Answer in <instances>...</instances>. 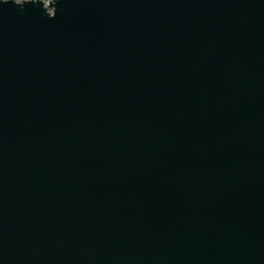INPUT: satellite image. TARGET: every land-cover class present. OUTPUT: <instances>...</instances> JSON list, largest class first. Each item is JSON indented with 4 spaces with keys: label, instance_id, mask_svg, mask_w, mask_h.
Instances as JSON below:
<instances>
[{
    "label": "water",
    "instance_id": "95a60500",
    "mask_svg": "<svg viewBox=\"0 0 264 264\" xmlns=\"http://www.w3.org/2000/svg\"><path fill=\"white\" fill-rule=\"evenodd\" d=\"M0 264H264V0H0Z\"/></svg>",
    "mask_w": 264,
    "mask_h": 264
},
{
    "label": "built area",
    "instance_id": "2783aa9c",
    "mask_svg": "<svg viewBox=\"0 0 264 264\" xmlns=\"http://www.w3.org/2000/svg\"><path fill=\"white\" fill-rule=\"evenodd\" d=\"M23 0H17V2H22ZM24 1H27V0H24Z\"/></svg>",
    "mask_w": 264,
    "mask_h": 264
},
{
    "label": "trees",
    "instance_id": "16d2710c",
    "mask_svg": "<svg viewBox=\"0 0 264 264\" xmlns=\"http://www.w3.org/2000/svg\"><path fill=\"white\" fill-rule=\"evenodd\" d=\"M42 1H44V2H48V1H50V0H42Z\"/></svg>",
    "mask_w": 264,
    "mask_h": 264
}]
</instances>
